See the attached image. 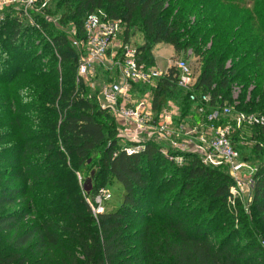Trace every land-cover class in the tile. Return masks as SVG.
<instances>
[{
	"label": "trees",
	"instance_id": "1",
	"mask_svg": "<svg viewBox=\"0 0 264 264\" xmlns=\"http://www.w3.org/2000/svg\"><path fill=\"white\" fill-rule=\"evenodd\" d=\"M242 1L59 4L61 22L75 19L80 40L86 19L98 10L122 19L126 33L140 20L147 38L138 48L140 62L154 65L151 48L158 43L168 42L178 53L191 50L202 63L193 91L212 94L209 110L227 102L237 82L238 112L256 113L264 87L251 80L253 74L242 78L251 67L264 72V57L258 56L264 28L257 26L263 30L257 36L247 31L262 11L245 9ZM13 14L5 12L0 20V264H264L263 126L235 128L230 135L243 159L238 133L250 127L262 139L255 144L261 161L246 208L233 197L236 183L225 167L206 165L196 153L149 139L143 151L128 154L124 147L131 142L119 136L116 118L101 107L90 85L78 80L80 51L69 36L42 15L32 23ZM178 74L173 67L135 91L152 94L156 117L174 101L175 121L181 123L193 104ZM25 86L34 90L32 104L21 103L19 90ZM31 112L39 114L36 129ZM113 183L122 188V204L96 217L87 198Z\"/></svg>",
	"mask_w": 264,
	"mask_h": 264
},
{
	"label": "built area",
	"instance_id": "2",
	"mask_svg": "<svg viewBox=\"0 0 264 264\" xmlns=\"http://www.w3.org/2000/svg\"><path fill=\"white\" fill-rule=\"evenodd\" d=\"M40 0H4L5 3L20 2L27 7L26 11ZM125 23L120 18H112L104 10H98L88 16L85 22V39L71 37L72 43L80 51L78 80L95 76L97 65L117 67V75L110 84L104 85L96 96L103 109L108 110L119 124V136L131 142L124 147L128 154H135L145 149V142L155 139L169 143L177 151L192 152L199 155L202 162L209 166L225 167L234 178L236 187L231 189L243 200L240 194L250 192L252 195L254 172L242 158L240 151L231 140V132L245 126L260 125L264 127V115L259 113L236 112L228 102L209 110L212 94L209 91L195 92L196 83L193 69L187 58L170 57L167 70L147 66L139 61V50L131 43L122 40ZM173 67L178 69V84L189 90V100L193 104L192 114H199L205 119L210 131H201V124L189 127V120L176 123L179 106L169 101L168 106L156 117L153 111L152 94L137 95V85H153ZM234 114V117L231 116ZM228 121L219 124L223 119ZM182 162L183 157L177 156ZM250 195V200L252 199ZM112 198L108 188H101L95 197H88L94 215L105 212V202ZM264 247V240L262 241Z\"/></svg>",
	"mask_w": 264,
	"mask_h": 264
},
{
	"label": "rangeland",
	"instance_id": "3",
	"mask_svg": "<svg viewBox=\"0 0 264 264\" xmlns=\"http://www.w3.org/2000/svg\"><path fill=\"white\" fill-rule=\"evenodd\" d=\"M60 0H40L36 5L34 4L33 7H30L27 11V7L23 6L22 3L20 2H13V3H5L4 0H0V20L4 16V13L6 12L7 14L14 13L13 15L19 17L20 19L24 18L23 15L27 16L28 20L32 23H36L34 21V17L37 15H42L46 17L47 21H50L53 23L57 28L62 29L71 39V37L76 35V24L72 18L67 19L66 23L61 22V15H62V9L59 4ZM243 8L248 9L252 12H254L256 9L261 10V18L259 21H255V26H251V21H250V26L248 27L247 31H250L251 34H255L256 36L263 30L257 29L258 25H261L264 28V2L258 3L253 0H243L242 4ZM239 23V22H238ZM126 27L123 29V34H122V40H125L126 42L131 43L134 47L139 48L145 44L147 41L145 32L142 27V23L140 20L135 21V23L132 25V27L129 29V32L126 33ZM127 38V39H126ZM261 39H259L260 41ZM139 50V49H138ZM151 52L153 56L155 57V63H153L155 67H158L159 69H162V71L167 70V61L170 57H184L187 58L195 75V78L200 73L202 63L200 62L199 58L194 55L193 51L189 50L188 52L184 53H178L175 49V47L168 43V42H163V43H158L154 44L151 48ZM260 57H264V46L262 47L260 51ZM251 60V59H250ZM249 60V61H250ZM229 63L227 66H229ZM263 66H264V61H263ZM264 71V69H263ZM248 72L245 76H243L242 79H249L251 75V80H255L256 84L258 82L261 83V88L264 87V72H258L257 68L251 67L249 70H246ZM250 73V74H249ZM117 75V67L115 66H109L108 65H97V69H95V76H93L91 79L88 77L83 78L85 86H89L91 91L93 93H96L97 95L99 94L101 88L104 85L110 84L111 81H113V77ZM241 79V81H242ZM255 87L254 84H251L249 86V91L247 92V99L250 98V91ZM91 92V93H92ZM242 92V86L238 84L237 82L233 84L232 86V91H231V98L227 100L229 104L232 105L234 114L238 112L237 106L239 105V102L241 101L240 95ZM146 93V92H145ZM144 93L139 92V94L134 96V99H137L141 97ZM259 94L256 95V99L258 98ZM247 101V100H246ZM264 101V100H263ZM262 107L257 110V111H252L256 112L259 114L264 115V103L261 105ZM234 114L231 116V118L234 117ZM202 116L199 114L194 115L187 120L189 122L186 124L189 127H194L201 124L200 129L201 131L207 132L210 131V127L208 123L206 122L205 119L202 120ZM240 133V132H239ZM238 133V142H239V148L243 153L244 160L247 162L248 168L252 172H256L259 165H260V159L257 157V153L255 152V144L257 143L256 140H262L260 137L257 138L256 134L254 137L253 129L250 127H246L243 129L242 133ZM252 137V138H251ZM123 144L125 143L124 141L122 142ZM168 144V143H167ZM172 149L173 147L168 144ZM198 155V154H197ZM199 156V155H198ZM227 172L229 170L225 168ZM230 173V172H229ZM236 187V184L233 186ZM232 187V188H233ZM111 193H112V198L108 200L105 203V208L108 210H113L122 204V188H120V185L118 183H113L109 187ZM252 195L250 192H246L245 194H240V196L243 198V204L246 206V208L249 207V205L252 202V199L250 200V195L251 197L253 196V190H252ZM236 197L239 196L237 192H235ZM34 216H30L27 218L26 223H31L33 220ZM139 223L135 224V228L139 227ZM133 252V251H132Z\"/></svg>",
	"mask_w": 264,
	"mask_h": 264
},
{
	"label": "clouds",
	"instance_id": "4",
	"mask_svg": "<svg viewBox=\"0 0 264 264\" xmlns=\"http://www.w3.org/2000/svg\"><path fill=\"white\" fill-rule=\"evenodd\" d=\"M4 58L7 59V52H4ZM19 96L21 98V103L24 105L32 104L36 100V96L34 95V90L30 87H23L19 90ZM28 115L33 120V128L36 129L40 123L39 114L36 112L28 113Z\"/></svg>",
	"mask_w": 264,
	"mask_h": 264
}]
</instances>
